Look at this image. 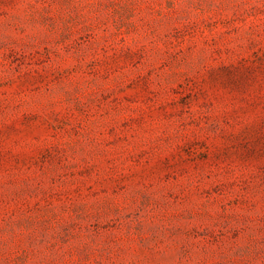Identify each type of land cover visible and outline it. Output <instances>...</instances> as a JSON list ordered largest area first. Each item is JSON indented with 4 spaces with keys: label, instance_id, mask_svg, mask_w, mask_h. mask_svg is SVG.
I'll list each match as a JSON object with an SVG mask.
<instances>
[{
    "label": "rangeland",
    "instance_id": "374dc122",
    "mask_svg": "<svg viewBox=\"0 0 264 264\" xmlns=\"http://www.w3.org/2000/svg\"><path fill=\"white\" fill-rule=\"evenodd\" d=\"M0 264H264V0H0Z\"/></svg>",
    "mask_w": 264,
    "mask_h": 264
}]
</instances>
